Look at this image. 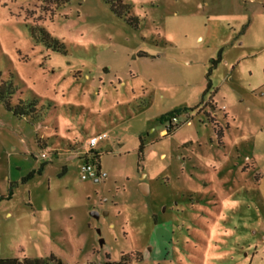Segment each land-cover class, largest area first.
I'll use <instances>...</instances> for the list:
<instances>
[{
	"label": "rangeland",
	"instance_id": "1",
	"mask_svg": "<svg viewBox=\"0 0 264 264\" xmlns=\"http://www.w3.org/2000/svg\"><path fill=\"white\" fill-rule=\"evenodd\" d=\"M127 2L0 0V259L264 264V0Z\"/></svg>",
	"mask_w": 264,
	"mask_h": 264
},
{
	"label": "trees",
	"instance_id": "2",
	"mask_svg": "<svg viewBox=\"0 0 264 264\" xmlns=\"http://www.w3.org/2000/svg\"><path fill=\"white\" fill-rule=\"evenodd\" d=\"M54 2L57 6H62L63 4L68 3L70 0H44V2ZM107 3L111 6V9L119 17L128 18L131 21V12L133 10V5L129 4L127 0H106ZM35 37V36H34ZM37 38V37H35ZM41 39L50 49L62 50L64 46L56 39L52 38L44 29L41 30ZM211 72L208 73V78ZM211 88V83L208 84V89ZM19 90L14 82V78L10 76H5L4 73L0 72V105H3L8 112H11L14 116L22 119H27L32 115L34 111L32 100L26 99L29 104H26L25 100L18 99L17 104L14 105L13 101L18 95ZM181 110L175 111L169 115V122L172 121V118L178 117L181 114ZM177 127V126H176ZM171 124V130L169 133L174 131L176 128ZM40 173V171H38ZM31 174L29 177H31ZM3 197L0 198V200ZM124 256L121 262L107 263V264H128V260ZM63 264L62 260L57 259L55 256L50 255L46 259H24L20 261L19 259H0V264Z\"/></svg>",
	"mask_w": 264,
	"mask_h": 264
},
{
	"label": "built area",
	"instance_id": "3",
	"mask_svg": "<svg viewBox=\"0 0 264 264\" xmlns=\"http://www.w3.org/2000/svg\"><path fill=\"white\" fill-rule=\"evenodd\" d=\"M178 121V117H175V118H172V121L169 122V128H168V131L171 130V124L173 126H177L175 125L174 123ZM107 138V135L106 134H100L98 136H94L90 139L89 141V146H88V150H89V153L88 154H92V152L94 151V149L96 148V146L104 141L105 139ZM40 157L42 159H48L50 156L48 153L46 152H42V154L40 155ZM99 158V157H98ZM81 177H82V180H96V181H99V180H103V179H106L107 178V174L105 172L102 171L101 169V166L97 163V164H93L91 161H89L88 159H86L81 168Z\"/></svg>",
	"mask_w": 264,
	"mask_h": 264
},
{
	"label": "water",
	"instance_id": "4",
	"mask_svg": "<svg viewBox=\"0 0 264 264\" xmlns=\"http://www.w3.org/2000/svg\"><path fill=\"white\" fill-rule=\"evenodd\" d=\"M97 182H98V181H97ZM142 187H146V186L143 185ZM141 191H142V193H145V192L143 191L142 188H141ZM92 216H93L95 219H99V218H100V213L97 212V211H94V212H92ZM35 236H37V234H35Z\"/></svg>",
	"mask_w": 264,
	"mask_h": 264
},
{
	"label": "crops",
	"instance_id": "5",
	"mask_svg": "<svg viewBox=\"0 0 264 264\" xmlns=\"http://www.w3.org/2000/svg\"><path fill=\"white\" fill-rule=\"evenodd\" d=\"M200 39H201V38H200ZM96 182H97V181H96ZM145 188H146V190H145ZM142 189H144V190H145V191L143 190L145 193H146V192H150V191H149V187H148V186H146V187H142ZM143 194H144V193H143ZM148 194H149V193H148ZM144 195H145V194H144Z\"/></svg>",
	"mask_w": 264,
	"mask_h": 264
},
{
	"label": "bare ground",
	"instance_id": "6",
	"mask_svg": "<svg viewBox=\"0 0 264 264\" xmlns=\"http://www.w3.org/2000/svg\"><path fill=\"white\" fill-rule=\"evenodd\" d=\"M143 190H144V189H143ZM145 190H146V188H145ZM145 190H144V191H145Z\"/></svg>",
	"mask_w": 264,
	"mask_h": 264
},
{
	"label": "flooded vegetation",
	"instance_id": "7",
	"mask_svg": "<svg viewBox=\"0 0 264 264\" xmlns=\"http://www.w3.org/2000/svg\"><path fill=\"white\" fill-rule=\"evenodd\" d=\"M101 217V216H100Z\"/></svg>",
	"mask_w": 264,
	"mask_h": 264
}]
</instances>
